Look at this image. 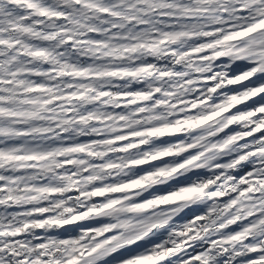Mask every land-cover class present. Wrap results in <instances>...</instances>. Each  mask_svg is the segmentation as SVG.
Instances as JSON below:
<instances>
[{
  "label": "snow or ice",
  "instance_id": "obj_1",
  "mask_svg": "<svg viewBox=\"0 0 264 264\" xmlns=\"http://www.w3.org/2000/svg\"><path fill=\"white\" fill-rule=\"evenodd\" d=\"M0 264H264V0H0Z\"/></svg>",
  "mask_w": 264,
  "mask_h": 264
}]
</instances>
